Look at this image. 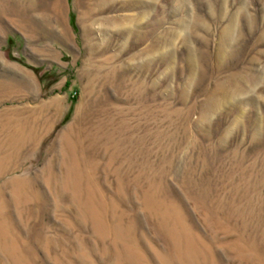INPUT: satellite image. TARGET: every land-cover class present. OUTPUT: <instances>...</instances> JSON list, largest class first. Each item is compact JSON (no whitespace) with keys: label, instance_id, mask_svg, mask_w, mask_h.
Masks as SVG:
<instances>
[{"label":"rangeland","instance_id":"374dc122","mask_svg":"<svg viewBox=\"0 0 264 264\" xmlns=\"http://www.w3.org/2000/svg\"><path fill=\"white\" fill-rule=\"evenodd\" d=\"M0 264H264V0H0Z\"/></svg>","mask_w":264,"mask_h":264},{"label":"trees","instance_id":"16d2710c","mask_svg":"<svg viewBox=\"0 0 264 264\" xmlns=\"http://www.w3.org/2000/svg\"><path fill=\"white\" fill-rule=\"evenodd\" d=\"M70 23H71V26L74 28V30L77 31V25H76L75 17L73 14H71L70 16ZM66 85L68 86V84Z\"/></svg>","mask_w":264,"mask_h":264},{"label":"bare ground","instance_id":"6f19581e","mask_svg":"<svg viewBox=\"0 0 264 264\" xmlns=\"http://www.w3.org/2000/svg\"><path fill=\"white\" fill-rule=\"evenodd\" d=\"M13 139V138H12ZM16 139V138H15Z\"/></svg>","mask_w":264,"mask_h":264}]
</instances>
